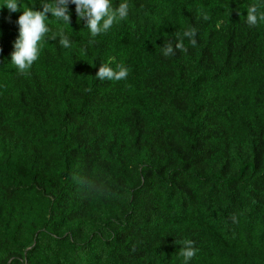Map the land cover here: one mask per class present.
<instances>
[{"label":"trees","instance_id":"1","mask_svg":"<svg viewBox=\"0 0 264 264\" xmlns=\"http://www.w3.org/2000/svg\"><path fill=\"white\" fill-rule=\"evenodd\" d=\"M41 2L0 0V264H184L185 240L189 264H264V22H246L264 0H111L128 16L92 44L69 3L46 24L71 47L42 42L20 74Z\"/></svg>","mask_w":264,"mask_h":264},{"label":"clouds","instance_id":"2","mask_svg":"<svg viewBox=\"0 0 264 264\" xmlns=\"http://www.w3.org/2000/svg\"><path fill=\"white\" fill-rule=\"evenodd\" d=\"M69 3L75 5L77 20H86V28L89 30L92 39L89 44L95 43V37L107 33L118 20H124L128 16L129 6L127 2L120 3L118 7H113L111 0H51L41 2L42 11H34L31 8L23 10L17 21L19 25V37L14 44V52L11 54V63L14 64L20 74H27L34 62L39 58L41 44L48 40L56 41L64 48H70L72 41L63 28L53 32L46 24L49 13L57 21L70 25L71 17L68 9ZM11 12H16L18 0H5L2 6ZM260 5L251 4L247 8L246 22L249 26H255L258 22H264V12L260 11ZM207 19V16L204 17ZM51 33V34H50ZM196 30L188 28L183 31L182 36L176 35L175 49L172 42L168 41L162 47L165 57L175 54V50L187 52L184 38H187L192 46L196 45ZM128 68L123 64H117L115 68L105 63L99 67L96 78L104 81H121L127 79ZM183 247L179 250V255L183 258L184 264H189L195 255L196 249L190 240L182 241Z\"/></svg>","mask_w":264,"mask_h":264}]
</instances>
